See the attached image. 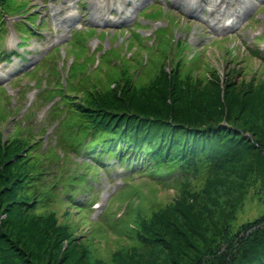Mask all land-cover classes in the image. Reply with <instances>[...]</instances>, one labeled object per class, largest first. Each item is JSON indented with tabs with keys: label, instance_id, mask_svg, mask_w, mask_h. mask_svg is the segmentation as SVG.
<instances>
[{
	"label": "trees",
	"instance_id": "obj_1",
	"mask_svg": "<svg viewBox=\"0 0 264 264\" xmlns=\"http://www.w3.org/2000/svg\"><path fill=\"white\" fill-rule=\"evenodd\" d=\"M11 1L0 0V31L4 30V13ZM36 26L31 21L18 22L24 37L33 36ZM131 35L130 39L140 40L142 45L141 33L135 30ZM258 39L264 42V36ZM129 40L127 48L137 49ZM171 45L170 71L165 69L166 56L149 70L136 53L119 63L108 61V55L115 51L110 49L105 51L102 65L87 73L88 63L80 61L87 47L76 43L78 56L68 67L67 77L55 83L38 77L48 80L44 87L47 92L40 94L42 99L49 100L54 93L60 99L51 112L66 130L62 140L83 157L104 166L115 160L125 172L149 177L158 185L179 187L193 177L208 178L201 191L185 189L183 195L170 197L171 203L159 207L153 202L146 211L128 212L126 217L120 215L114 222H106L114 232H124L127 243L112 254L110 262L157 264L145 256L159 252L172 264H264V215L252 225L244 243L232 246L234 252L230 253V248L224 256L220 242L224 237L228 245L229 229L214 243L192 212L212 177L238 156L253 157V170L264 183V124H258L264 123V81L239 82L233 69L223 81L211 61L202 62L198 54L190 57L175 51L191 48L189 42L179 39ZM2 55L5 52L0 47ZM141 67L144 69L139 72ZM78 73L82 78L78 79ZM138 79H145L140 87L135 86ZM77 92L83 97L72 100ZM11 116L1 104L0 126ZM18 127L12 125L5 139L0 129V264H108L90 245L79 242L75 231L82 228V221L68 220L72 209L87 211L78 200L83 192L80 187L92 186L83 183L86 179L68 181L53 174L49 167H54L51 162L60 159V154L45 156L40 140L35 135L24 137L16 132ZM249 132L253 136L247 135ZM89 163L86 159L82 165ZM145 248L151 249L143 252Z\"/></svg>",
	"mask_w": 264,
	"mask_h": 264
},
{
	"label": "rangeland",
	"instance_id": "obj_2",
	"mask_svg": "<svg viewBox=\"0 0 264 264\" xmlns=\"http://www.w3.org/2000/svg\"><path fill=\"white\" fill-rule=\"evenodd\" d=\"M4 14L5 27L0 31V47L5 52L0 56V105L4 103L12 116L9 123L5 121L0 126L3 139L5 133L12 132V125H18L16 132L24 137L35 135L40 140L45 156L51 152L60 154V159L51 162L54 167H49L53 174L58 173L68 181L86 179L83 183L92 187H80L83 192L78 200L87 211L72 209L68 220L82 221V228L75 231L79 242L90 245L100 260L114 264L110 262L112 254L127 245L123 239L126 234L114 232L106 222H114L120 215L126 217L128 212L146 211L153 202L159 207L171 203L170 197L183 195L185 189L201 191L208 178L193 177L188 185L179 187L158 185L149 177L125 172L115 160L104 166L83 157L62 140L66 130L60 118L51 112L53 104L60 99L57 93L49 100L42 99L40 94L48 80L38 77H48L52 83L67 77L68 67L78 56L76 43L87 47L80 55V61L88 63L87 73L102 65L104 53L110 49L115 51L108 55V61L119 63L136 53L146 67L161 64L166 56L165 69L170 71L174 49L171 44L180 39L189 42L191 48L186 51L175 48L178 54L190 57L198 54L203 57L202 62L211 61L223 81L232 69L239 82L264 81V42L258 39L264 36V0H12ZM26 21L37 25L33 36L24 37L18 30V22ZM135 30L143 37L142 45L140 40L130 39ZM127 40L136 48L142 46L141 50H129ZM143 69L137 68L139 72ZM57 71H60L58 77ZM82 76L78 73V79ZM144 80L138 79L135 86H142ZM72 96V100L79 101L83 94L77 92ZM258 124L264 123L258 121ZM86 159L90 165H82ZM61 168L65 171H58ZM248 168H255L251 155L230 160L212 177L192 211L203 222L206 237H211L214 243L229 229L228 245L224 237L220 242L224 256L232 246L244 243L243 238L250 236L252 225L258 224L264 215L263 180ZM197 242L200 246L204 244L201 238ZM227 247L228 251L224 252ZM145 257L157 264H172L165 253Z\"/></svg>",
	"mask_w": 264,
	"mask_h": 264
}]
</instances>
